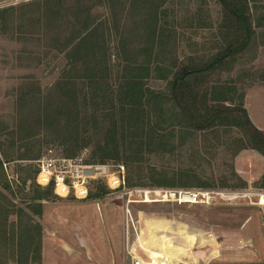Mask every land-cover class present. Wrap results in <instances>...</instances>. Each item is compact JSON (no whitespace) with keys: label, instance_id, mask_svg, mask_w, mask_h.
<instances>
[{"label":"rangeland","instance_id":"rangeland-1","mask_svg":"<svg viewBox=\"0 0 264 264\" xmlns=\"http://www.w3.org/2000/svg\"><path fill=\"white\" fill-rule=\"evenodd\" d=\"M33 1L39 0H0V8L18 7ZM168 8L172 10L167 16L172 25L169 29L176 30V49L173 43L171 45L179 58H187L191 53L214 52L220 41L223 17L218 0H169ZM252 8L253 17L260 16L264 13V0H252ZM6 28L7 33H12L11 25ZM42 45L35 41L14 40L0 31V155L3 157L5 152L14 156V160L4 163L11 191L0 187V192L15 204L9 208L7 230L16 227L21 232L22 226H33L34 239L29 248L32 253L28 262L22 264H136L140 261L142 264H264V206L257 204L260 203L258 196L202 204L179 203L166 193L221 190L264 193V157L255 149H240L243 133L230 125L216 131H197L184 126V134L177 133L169 145L163 147L168 151L147 152L144 160L138 163L130 162L122 154L105 161L92 159L97 141L94 139L72 158L83 157L90 163L124 164L127 189L138 190L131 197L134 202L128 204L127 195L115 198L103 183H98L91 187L87 199L63 198L52 192L47 199L35 200L34 208L41 204L42 214L25 208L30 219L23 215L22 221L16 223V210L25 207L31 196L46 188L35 181V160L49 149L68 157L65 146L45 134L31 139L29 150L21 146L20 141L12 145L13 138L8 135L11 130H17L21 120L20 87L34 80L26 77L34 76L48 92L60 75L61 66L57 64L63 57L54 59L56 51L46 55ZM27 50L33 53H26ZM213 81L214 86L231 88L228 94L233 97L232 104L239 103L240 96L244 95V105L250 116L264 129V25L257 28L251 45L238 56L232 68L218 74ZM149 84L157 90L167 88L163 80H152ZM23 152L31 157L17 159ZM180 171H184V187H170L173 174ZM203 183L206 185L201 186ZM144 193H148L149 202ZM4 217L0 215V221ZM160 222L166 224L165 229L153 227ZM39 227L40 261L34 252ZM195 234L199 244L193 248L184 247L180 255L171 260L167 256L155 261L159 251L153 250L154 246H161L160 252L168 249L166 251L172 253V247L164 246L169 238L179 246ZM151 238L158 243L154 245ZM200 240L203 241L200 243ZM6 243L0 246V264H18L19 254Z\"/></svg>","mask_w":264,"mask_h":264},{"label":"trees","instance_id":"trees-1","mask_svg":"<svg viewBox=\"0 0 264 264\" xmlns=\"http://www.w3.org/2000/svg\"><path fill=\"white\" fill-rule=\"evenodd\" d=\"M218 1L223 10L220 41L214 52L191 53L187 58H179L172 49L176 30L169 29V0H39L0 8V31L14 40L43 44L46 55L57 52L54 59L63 57L57 64L60 75L48 92L34 76H27L34 80L20 87L21 120L17 130L8 133L12 145L20 141L29 150V141L45 134L74 157L96 139L92 159L105 161L122 154L138 163L147 152L168 151L163 147L177 133L184 134V126L205 131L230 125L243 133L240 149L252 148L264 157V131L251 121L244 95L232 104L231 88L214 86L213 81L249 48L257 28L264 25V13L253 17L252 0ZM9 25L12 33H7ZM152 80L166 81V90L152 88ZM13 157L0 155V187L8 192L11 181L4 163ZM28 157L26 152L17 155V159ZM172 178L170 187H184V171ZM52 192L48 186L31 196L25 207L16 210V223L23 215L31 217L25 208L41 215L42 206L34 208V201L47 199ZM10 206L14 202L0 192V215H5L0 221V246L9 242L22 264L32 253L33 226H22L21 232L16 227L7 230ZM36 238L34 252L40 261V227Z\"/></svg>","mask_w":264,"mask_h":264},{"label":"built area","instance_id":"built-area-1","mask_svg":"<svg viewBox=\"0 0 264 264\" xmlns=\"http://www.w3.org/2000/svg\"><path fill=\"white\" fill-rule=\"evenodd\" d=\"M35 163L37 166L35 177L37 184L44 187L52 186L53 192L59 197L71 196L80 200L87 199L90 196L91 187L103 183L109 189L110 194L115 195V198L129 196V204L134 202L131 197L138 191L127 189L125 165L121 163H90L85 161L83 157L60 156L53 149H49L36 159ZM148 193H144V195L146 196ZM166 193L179 203L202 204H209L214 201H233L254 195L260 199V203L257 204L264 206V193L250 194L234 190L216 192L166 191ZM130 220L133 223L131 215Z\"/></svg>","mask_w":264,"mask_h":264},{"label":"bare ground","instance_id":"bare-ground-1","mask_svg":"<svg viewBox=\"0 0 264 264\" xmlns=\"http://www.w3.org/2000/svg\"><path fill=\"white\" fill-rule=\"evenodd\" d=\"M146 201L147 202H149L150 201V198H149V196H148V194H146ZM166 224L165 223H161L160 222V224H158V225H153V227H157V228H162V229H165L166 227H164ZM183 228H185V227H183ZM187 228V227H186ZM189 231V230H188ZM182 233V232H181ZM188 233V232H187ZM164 234V233H163ZM168 234V233H167ZM194 234V233H193ZM189 235H191L190 233H189ZM196 235V234H195ZM195 235H193V236H190V237H188L187 239H185L184 241H182V242H184V244H179V246H176V244L175 243H173V240L171 239V238H169V240H168V243H165L164 244V246L166 247V248H168V245L170 246V247H172L173 249H172V253H170L169 251H166V250H168V249H165V250H162L161 252H160V250L158 249L159 247H161V246H159L158 248H156L155 246L153 247V250H157V251H159V254L156 256V258H155V261L156 260H161L163 257H167L168 256V258H170V260H171V258L173 259L174 257H178V255H180V253H181V251L182 250H184V247H191V248H193L195 245H197V244H199L198 243V240H197V235H196V237H195ZM161 236V235H160ZM172 236V235H171ZM167 237V236H166ZM204 237V236H203ZM157 238H159V237H157ZM165 239V238H164ZM163 239V240H164ZM209 240V239H208ZM147 241H149V240H147ZM147 241H145V242H143V243H146ZM150 241L151 242H153V244L155 245V243H158L157 242V239H154V238H151L150 239ZM176 241V240H175ZM201 241H203V240H200V243H201ZM161 243H162V241H160ZM179 242H180V240H179ZM139 243L141 244V242H140V240H139ZM173 244V245H172ZM172 245V246H171ZM159 255H161V257H159ZM149 256V255H148ZM153 256H155V254L153 255ZM142 257V256H141ZM151 258H152V256H151ZM139 264H142L141 263V261L139 262Z\"/></svg>","mask_w":264,"mask_h":264},{"label":"crops","instance_id":"crops-1","mask_svg":"<svg viewBox=\"0 0 264 264\" xmlns=\"http://www.w3.org/2000/svg\"><path fill=\"white\" fill-rule=\"evenodd\" d=\"M246 109H247V107H246ZM247 111H248V109H247ZM248 114H249V111H248ZM249 117H250L251 121L254 123V125H255L258 129L264 131V129H263L261 126H259V124L256 123V122L252 119V117L250 116V114H249Z\"/></svg>","mask_w":264,"mask_h":264}]
</instances>
